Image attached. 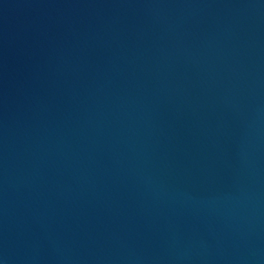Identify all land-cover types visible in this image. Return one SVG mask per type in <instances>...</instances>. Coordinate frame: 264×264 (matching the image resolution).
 Returning <instances> with one entry per match:
<instances>
[{"label":"water","instance_id":"95a60500","mask_svg":"<svg viewBox=\"0 0 264 264\" xmlns=\"http://www.w3.org/2000/svg\"><path fill=\"white\" fill-rule=\"evenodd\" d=\"M3 264H264V0H0Z\"/></svg>","mask_w":264,"mask_h":264},{"label":"clouds","instance_id":"9594fccd","mask_svg":"<svg viewBox=\"0 0 264 264\" xmlns=\"http://www.w3.org/2000/svg\"><path fill=\"white\" fill-rule=\"evenodd\" d=\"M0 264H3V261H0Z\"/></svg>","mask_w":264,"mask_h":264}]
</instances>
